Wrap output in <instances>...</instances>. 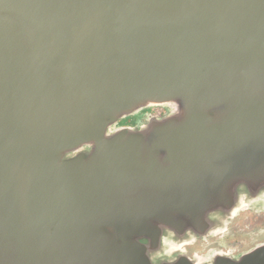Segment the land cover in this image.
<instances>
[{
    "label": "water",
    "instance_id": "obj_1",
    "mask_svg": "<svg viewBox=\"0 0 264 264\" xmlns=\"http://www.w3.org/2000/svg\"><path fill=\"white\" fill-rule=\"evenodd\" d=\"M261 188L264 0H0V264H195Z\"/></svg>",
    "mask_w": 264,
    "mask_h": 264
},
{
    "label": "flooded vegetation",
    "instance_id": "obj_2",
    "mask_svg": "<svg viewBox=\"0 0 264 264\" xmlns=\"http://www.w3.org/2000/svg\"><path fill=\"white\" fill-rule=\"evenodd\" d=\"M165 110H141L124 122H118L114 129L131 128L138 129L147 114H157L162 116ZM109 130V134L114 131ZM245 189H247L245 187ZM261 192H254L250 196L243 195L244 199L251 198L249 203L244 202L234 214L222 212L214 219L209 220L205 216L204 221L209 223V227L203 234L190 235L186 238L185 244L177 247L175 251L181 253L183 258H187L195 264L206 263L215 256L232 258L233 260L250 253L256 248L264 245V188ZM209 221V222H208ZM213 224V225H212Z\"/></svg>",
    "mask_w": 264,
    "mask_h": 264
},
{
    "label": "rangeland",
    "instance_id": "obj_3",
    "mask_svg": "<svg viewBox=\"0 0 264 264\" xmlns=\"http://www.w3.org/2000/svg\"><path fill=\"white\" fill-rule=\"evenodd\" d=\"M130 117H131V116H129V117L125 118V119H128V118H130ZM125 119L120 120L119 123H120V122H124Z\"/></svg>",
    "mask_w": 264,
    "mask_h": 264
}]
</instances>
